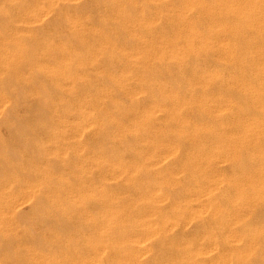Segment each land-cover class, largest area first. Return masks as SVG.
Masks as SVG:
<instances>
[{"label": "rangeland", "instance_id": "rangeland-1", "mask_svg": "<svg viewBox=\"0 0 264 264\" xmlns=\"http://www.w3.org/2000/svg\"><path fill=\"white\" fill-rule=\"evenodd\" d=\"M186 1L0 0V264L264 260V100Z\"/></svg>", "mask_w": 264, "mask_h": 264}, {"label": "bare ground", "instance_id": "bare-ground-1", "mask_svg": "<svg viewBox=\"0 0 264 264\" xmlns=\"http://www.w3.org/2000/svg\"><path fill=\"white\" fill-rule=\"evenodd\" d=\"M185 1V0H184ZM190 2L191 1H193V3L192 4H194V6H196V7H198V9H201V11L199 10V13L201 12L202 13V17H204L205 18V20H207V21H212V20H215L214 18H213V15H215L218 11H219V16H220V18L221 19H223V23H221V25L220 26H218L217 25V23H215L214 21H213V23L214 24H216V26H218V28L216 27V29L217 30H219V33H218V31L215 29V31L216 32H214V35H215V33H218L219 35H221V37L222 36H224V34H227L228 33V36H232L233 35V37H234V40L232 39H230V40H228V42H223L222 43V45H220V43L222 42V41H220L219 43H218V39L215 41V43H217L216 45H218V47L217 46H215L214 44H212V46H210L209 45V47H213V48H209L208 46V50H205V51H201V50H203V49H201L200 48V46H203L204 47V45H206V42H205V44L203 45H201V42H200V44L198 43V42H196L195 40V38H194V36L197 34V31L198 30H202L203 28H202V26L205 24L206 26L208 25L206 22L207 21H205V23H203V24H201L202 26H200V25H197L198 23H199V21H198V19H197V21H198V23H196V25L197 26H195V28L197 29L198 28V30H196L195 28L193 29L191 26H192V21H188V22H191V24H190V28H192V29H189L188 30V32H190V34L188 33V36L186 37V39L187 38H189V41H183L182 39H181V41L182 42H178V44H176V52L177 53H179L180 54V52L181 53H183V54H185L184 55V57L185 58H188V60L187 61H190L191 60V62H189V63H192V61L194 62V61H196L197 63H198V58L200 57V53H204V52H206V51H208V53H209V49H213V51H215L216 49H218L219 47H220V49L219 50H222L223 52L220 54L222 57L224 56V55H226L225 57H221V59H223V61H221V59L219 60L218 59V62H220L221 63V65L220 66H222V64L225 66H231V68L235 71L236 69L238 70L239 69V73L241 72L240 70H242V74L245 76L246 75V78L247 79H245V77L244 76H242L244 79L242 80V81H240V83H239V80H237V78L235 77V74H234V72H232L233 73V75L231 74V77L230 78H232L233 76H234V78H235V80L232 78V80H234V81H232L231 79H229V81L231 80L232 82H229V83H232V84H230V87H231V90L233 91V90H239V89H244L245 90V93H244V91H243V96H245L246 98H247V96L250 94V95H252L251 93H253V95L254 94H256V98H257V101H256V98L254 99L255 101H256V104L257 105H259V103H257L258 101H261L260 100V98L261 99H263L264 100V0H227L226 2L225 1H223L224 2V4L222 3V1L220 2L222 5L221 6H219V7H217L216 6V8H219L218 9V11L216 10V9H214L213 10V8L212 7H214L215 8V6H213L212 5V2L214 1V3L216 4V3H218V2H215L216 0H211V1H208L209 3H211V5H209L208 3H207V0H189ZM189 1H186V2H189ZM183 2V1H182ZM186 2L185 3H182V4H184V5H186ZM189 2V3H190ZM219 3V4H220ZM182 4H181V7H182ZM183 5V6H184ZM210 6H212V7H210ZM193 7V6H192ZM179 8V6L177 7V9ZM183 9H185L186 7L184 6V7H182ZM181 8V9H182ZM190 8H191V6H190ZM188 9V7H187V9H185L184 11L183 10H181L180 8H179V11L181 10V11H183L184 13H186V12H188L189 10L191 11L192 9L194 10V12L196 13V11H197V9L195 8L194 9V7L192 8V9ZM187 10V11H186ZM193 10L191 11V12H193ZM215 10H216V12H215ZM180 11V12H181ZM186 11V12H185ZM180 12H178V14H180ZM182 12V13H183ZM183 13V16L185 15L186 16V14H184ZM198 13V12H197ZM198 13V14H199ZM215 13V14H214ZM2 14V13H1ZM177 15V14H176ZM175 15V16H176ZM200 15V14H199ZM232 15L234 16V17H232ZM178 16V15H177ZM181 15H179V17H180ZM201 16V15H200ZM201 17V18H202ZM208 17H212L211 19L212 20H210V19H208ZM217 17L218 16H216L215 15V18L217 19ZM176 18H178V17H176ZM199 18V17H198ZM201 18H200V20H201ZM203 19V18H202ZM218 19H219V17H218ZM217 19V21H219ZM178 20V19H177ZM184 21V20H183ZM195 21V20H194ZM194 21H193V25H194ZM202 21V20H201ZM203 21H204V19H203ZM202 21V22H203ZM216 21V20H215ZM221 21V20H220ZM219 21V22H220ZM179 22V21H178ZM180 22H182V20H180ZM184 23V22H183ZM182 23V24H183ZM186 23H187V21H186ZM186 23H184L182 26H181V28L183 27L184 28V26H186L185 24ZM210 23V22H209ZM213 23H211L212 25H213ZM181 25V24H180ZM187 25H188V23H187ZM201 27V29H199V27ZM206 26H205V29H207L206 28ZM188 27V26H187ZM186 27V28H187ZM208 27H209V29H210V25H208ZM211 27H213V26H211ZM180 29V30H184V29ZM188 29V28H187ZM196 30V31H195ZM211 31H212V28L210 29ZM210 30H209V33H210ZM207 31H208V29H207ZM180 32V31H179ZM185 32L187 33V31H186V29H185ZM195 32H196V34H195ZM200 32V31H199ZM182 33H183V31H182ZM185 33V34H186ZM205 33H206V31H205ZM193 34H195V35H193ZM200 34V33H199ZM202 34V33H201ZM204 34V33H203ZM207 34V33H206ZM210 34H212V33H210ZM210 34H209V37H210ZM218 34H216V35H218ZM179 35H181L180 33H179ZM182 35H184V33L182 34ZM198 35V34H197ZM216 35L215 36H213L214 38L212 39V40H214L215 39V37H216ZM218 35V36H219ZM201 36V35H200ZM228 36H225V38L227 37L228 38ZM185 37V36H184ZM208 37V36H207ZM208 37V38H209ZM179 38H180V36L178 37V40H179ZM193 38H194V41L197 43V44H199V45H196V43L193 41ZM198 40L199 41H201L200 40V37L198 36ZM203 38H205L204 36H203ZM207 38V40H208V42L209 41H211V40H209ZM217 38V37H216ZM220 38V37H219ZM224 38V37H223ZM224 38V39H225ZM232 38V37H231ZM202 39V38H201ZM206 39V38H205ZM221 39V38H220ZM184 40H185V38H184ZM188 40V39H187ZM227 40V39H226ZM203 41V40H202ZM225 41V40H224ZM171 41H168L167 43H166V48L168 47V43H170ZM177 43V42H176ZM202 43H204V41L202 42ZM211 43H212V41H211ZM214 43V42H213ZM207 44H209V43H207ZM243 44V45H242ZM170 45H171V43H170ZM216 47V49L214 50V46ZM240 45H242V48L240 49ZM244 46V47H243ZM205 48V47H204ZM216 51H218V50H216ZM215 51V52H216ZM210 52H211V50H210ZM214 52V53H215ZM219 52V51H218ZM217 52V53H218ZM203 53H202V55H203ZM177 55V56H180V55ZM183 54H182V57H183ZM211 54V53H210ZM210 54H209V56H210ZM219 54V53H218ZM222 54H224V55H222ZM199 55V56H198ZM201 55V56H202ZM206 55V54H205ZM208 55V54H207ZM206 55V56H207ZM183 57V58H184ZM220 57V56H219ZM189 58H190V60H189ZM255 58H257V59H255ZM261 60H260V59ZM181 59V58H180ZM180 59H178V60H180ZM238 59H239V61H238ZM241 59V60H240ZM202 60H200L199 62H201ZM248 61H251L252 62V64H248V63H250V62H248ZM195 62V63H196ZM258 62V63H257ZM260 62V63H259ZM187 63V62H186ZM219 63V64H220ZM259 64H260V66H259ZM218 65V64H217ZM235 66V67H232V66ZM219 66V67H220ZM225 66V67H226ZM225 67H224V69H223V71L224 70H226L225 69ZM228 69H231L230 67H227ZM234 68H236V69H234ZM219 69V68H218ZM220 69H222V68H220ZM217 70V69H216ZM244 70V71H243ZM219 71V72H218ZM218 71H216V72H218V73H220V74H222V72H220V70H218ZM222 71V70H221ZM238 72V71H237ZM244 72V73H243ZM213 73L215 74V75H213ZM236 73V72H235ZM239 73H238V75H239ZM220 74H216L215 73V71L213 70L212 71V75H211V77L210 78H212V77H216L217 76V79L215 78H213L215 81H211V84H213L214 83V87L215 86H217L220 82H217V84L215 83L217 80H218V78L220 77H218V75H220ZM210 76V75H209ZM240 75L239 76H237V77H241ZM222 78H223V76H221ZM221 77H220V80H221ZM242 77H241V79H242ZM208 78V77H207ZM209 78V79H210ZM209 79H206V83H204L205 85L208 83V81L207 80H209ZM211 80V79H210ZM210 80H209V82H210ZM219 80V81H220ZM237 80V81H236ZM213 82V83H212ZM236 82H238V84H236ZM216 84V85H215ZM221 84V83H220ZM219 84V85H220ZM235 84V85H234ZM204 85V86H205ZM209 85H210V83H209ZM257 85V86H256ZM208 86V85H207ZM211 86V85H210ZM212 86V87H213ZM258 88V90H257V88ZM233 88V89H232ZM256 91H255V90ZM252 90H254V91H252ZM241 91V90H240ZM252 91V92H251ZM236 92V91H235ZM234 92V93H235ZM249 92V93H248ZM255 92V93H254ZM236 94V93H235ZM240 94H241V92H240ZM240 94H238V95H240ZM242 95V94H241ZM249 95V96H250ZM252 95V96H253ZM242 96V97H243ZM248 96V97H249ZM251 96V98H253ZM239 97H241V96H239ZM250 98V97H249ZM231 105H233V102L231 103V101L229 102ZM260 106V105H259ZM226 106H224V109H222V110H220V112H222V111H226L228 108H225ZM257 108H259L258 106H257ZM202 110H204V109H202ZM242 110V109H241ZM228 111V110H227ZM226 111V112H227ZM203 112V111H202ZM204 112H206V111H204ZM203 112V113H204ZM209 113V112H208ZM204 114H206L207 115V113H204ZM224 114H226V113H224ZM234 122V121H233ZM243 127V126H242ZM253 127V126H252ZM251 128V127H250ZM243 129H244V127H243ZM245 129H247L246 127H245ZM259 131V126L257 127V128H255V131ZM256 131V132H257ZM258 242H259V239H254V241L250 244V246H249V248H248V250H247V252L245 253V254H239V255H230V256H227V255H224L223 256V258H222V260H221V262H222V264H232V261L235 259V260H239V262H238V264H257V263H253L251 260L256 256V255H258L259 254V245H258ZM216 264V263H215ZM261 264H264V260L263 261H261Z\"/></svg>", "mask_w": 264, "mask_h": 264}]
</instances>
